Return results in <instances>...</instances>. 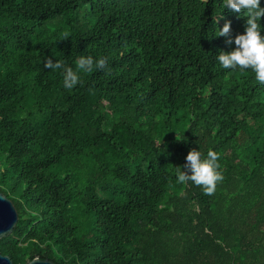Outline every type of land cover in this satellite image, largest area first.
<instances>
[{"label": "trees", "instance_id": "trees-1", "mask_svg": "<svg viewBox=\"0 0 264 264\" xmlns=\"http://www.w3.org/2000/svg\"><path fill=\"white\" fill-rule=\"evenodd\" d=\"M264 6V0H261ZM221 0H0V191L15 264H264V86L222 69ZM264 24V17L261 19ZM264 35V31H262ZM107 58L72 89L62 69ZM218 153L206 195L178 184Z\"/></svg>", "mask_w": 264, "mask_h": 264}, {"label": "clouds", "instance_id": "clouds-1", "mask_svg": "<svg viewBox=\"0 0 264 264\" xmlns=\"http://www.w3.org/2000/svg\"><path fill=\"white\" fill-rule=\"evenodd\" d=\"M222 12L214 16V22L220 18L225 9L239 13L246 17L244 31L231 35V21H225L222 27H218L215 35L226 37V43L234 44L231 51L220 50L216 60L222 69L233 71L251 70L255 81L264 86V24L261 23L264 17V6L261 0H221ZM107 58L104 56L93 57L81 55L74 62L75 68L63 64L60 60L53 61L48 58L45 68L56 70L62 69V83L66 89H72L80 82V74L88 73L96 69H105ZM185 165L176 167L175 181L178 184L192 182L200 186L206 195H212L218 182L223 180V173L220 170L218 153L209 149L205 154L200 148H192L185 157Z\"/></svg>", "mask_w": 264, "mask_h": 264}, {"label": "water", "instance_id": "water-1", "mask_svg": "<svg viewBox=\"0 0 264 264\" xmlns=\"http://www.w3.org/2000/svg\"><path fill=\"white\" fill-rule=\"evenodd\" d=\"M19 219L18 210L14 202L2 191H0V239L11 234ZM0 264H15L11 257L0 251ZM25 264H56L45 258L35 257Z\"/></svg>", "mask_w": 264, "mask_h": 264}]
</instances>
